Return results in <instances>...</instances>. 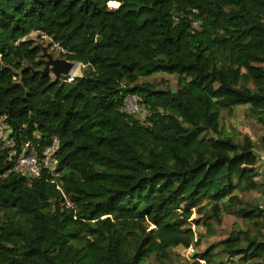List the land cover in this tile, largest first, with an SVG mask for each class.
I'll return each mask as SVG.
<instances>
[{
	"label": "trees",
	"instance_id": "trees-1",
	"mask_svg": "<svg viewBox=\"0 0 264 264\" xmlns=\"http://www.w3.org/2000/svg\"><path fill=\"white\" fill-rule=\"evenodd\" d=\"M53 45L82 76L42 73ZM238 109L264 126V0H0V120L19 152L59 141L33 180L0 144V264H264V130L230 131Z\"/></svg>",
	"mask_w": 264,
	"mask_h": 264
},
{
	"label": "built area",
	"instance_id": "built-area-1",
	"mask_svg": "<svg viewBox=\"0 0 264 264\" xmlns=\"http://www.w3.org/2000/svg\"><path fill=\"white\" fill-rule=\"evenodd\" d=\"M197 26V24H195ZM43 38L51 41L48 36H45L42 33ZM36 33L30 35H37ZM52 51H57L59 54H67V51L58 46L53 45L51 47ZM85 67L82 64H79V67ZM68 83L72 82L77 76V70L73 69L72 72L64 76ZM123 111L132 116H140L142 112V106L140 104L138 96L128 95L124 99ZM39 138V137H38ZM0 144L3 145L5 149L9 151L10 161H14L15 171L24 174L29 180L37 179L41 176L42 171L45 169L48 173L52 175L56 174V158L54 154L59 149V141L57 138H54L52 144L47 146L43 151H40L33 145L32 142H27L22 146V152L18 151L17 141L13 136V130L11 127L3 120H0Z\"/></svg>",
	"mask_w": 264,
	"mask_h": 264
},
{
	"label": "rangeland",
	"instance_id": "rangeland-1",
	"mask_svg": "<svg viewBox=\"0 0 264 264\" xmlns=\"http://www.w3.org/2000/svg\"><path fill=\"white\" fill-rule=\"evenodd\" d=\"M110 6L111 7H117L118 5L113 3V4H110ZM36 37H37V35L32 36V38H36ZM47 44H49V43H47ZM54 53H55V55L53 57H54V59H57L56 57L59 55V53L57 51H54ZM73 69L77 70V76H82V74L85 70V68H83L82 66L79 67V64H75ZM163 80L166 81L172 88H174V89L177 88L178 77L172 76V75H167V74H154L153 76L148 77L145 80V82L160 83ZM144 115L145 114L143 112V114H142V116H140V118H143ZM223 123L225 124V126L230 131L238 132V134L248 135V136L252 137L255 141L261 140L263 130H264V126L262 124H260L257 120H254V119L248 117L246 110H244V109H238L236 111V114L230 118H229V116H227L225 114L224 119H223ZM263 169H264V167H263ZM246 198L249 201H257L260 198V195L257 193H253V194L247 195ZM195 218H199V217L196 214H194L193 219H195ZM235 222L241 223L242 221L240 219H237L233 215L226 216L224 221H223V224L221 226L215 225L216 229L218 230V236L214 239L205 240L203 245L200 246L197 250L204 252L206 250V248L208 246H210L213 242H216L218 240L226 238L229 235L230 230L232 229ZM192 228L198 235H201V234L204 235L208 230L203 225L198 227L194 224V225H192ZM194 250L196 251V249H190V250L186 251L182 248H177V249H175V252L177 253L178 256H180V258L182 260H184V259L187 260L192 256ZM153 264H158V263L155 260H153Z\"/></svg>",
	"mask_w": 264,
	"mask_h": 264
},
{
	"label": "water",
	"instance_id": "water-1",
	"mask_svg": "<svg viewBox=\"0 0 264 264\" xmlns=\"http://www.w3.org/2000/svg\"><path fill=\"white\" fill-rule=\"evenodd\" d=\"M48 57V61L46 62L45 70L42 72L43 74L52 73L60 80L62 76L68 75L72 72L74 65L76 63L69 62L62 59H54L51 54L48 52L45 53Z\"/></svg>",
	"mask_w": 264,
	"mask_h": 264
},
{
	"label": "bare ground",
	"instance_id": "bare-ground-1",
	"mask_svg": "<svg viewBox=\"0 0 264 264\" xmlns=\"http://www.w3.org/2000/svg\"><path fill=\"white\" fill-rule=\"evenodd\" d=\"M115 4H117V3H115ZM118 5V4H117Z\"/></svg>",
	"mask_w": 264,
	"mask_h": 264
}]
</instances>
